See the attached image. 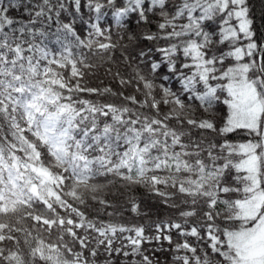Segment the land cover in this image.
I'll use <instances>...</instances> for the list:
<instances>
[{"label":"trees","instance_id":"obj_1","mask_svg":"<svg viewBox=\"0 0 264 264\" xmlns=\"http://www.w3.org/2000/svg\"><path fill=\"white\" fill-rule=\"evenodd\" d=\"M248 3L260 35L264 0ZM47 15L45 10V18L33 24L21 9L8 13L19 18V24L9 26L0 19V155L25 185L18 197L12 196L8 171L0 164V264H142L145 254L151 264H172L170 254L159 251L156 242L140 243L139 228L145 229L146 241L154 234V223L177 217L181 209L164 206L162 198L190 190L196 169L185 166L195 158L173 145L181 136L188 143L202 135L208 141L218 139L188 122L206 117L219 126L227 106L221 102L206 113L198 104L174 102L153 83L148 66H138L137 41L128 38L130 32L139 37L147 27L135 18L120 29L113 20L109 38L103 24H93L86 32L78 26H58L47 21ZM66 19L61 16L62 22ZM32 91H40L45 101L35 117L38 123L49 112L59 114L75 153L72 161L57 159L24 117L16 100ZM220 96L222 101L226 93ZM243 135L229 139L239 143ZM127 137L150 144L148 173L160 175L158 181L129 177L124 168L114 166ZM167 154H179V167L155 168L156 160ZM77 164H86L83 179L71 175ZM182 199L176 195L169 203L179 205ZM198 218L199 213L193 222ZM255 220L250 218L247 225ZM172 236L178 239L175 231ZM163 247L168 249L167 242ZM125 252L132 254L125 257ZM212 264L220 261L213 259Z\"/></svg>","mask_w":264,"mask_h":264},{"label":"snow or ice","instance_id":"obj_2","mask_svg":"<svg viewBox=\"0 0 264 264\" xmlns=\"http://www.w3.org/2000/svg\"><path fill=\"white\" fill-rule=\"evenodd\" d=\"M21 9L33 24L45 18V10L47 21L58 26H78L87 32L93 24H103L109 38L113 20L120 29L135 18L147 27L139 37L130 32L128 38L137 41L138 66H148L153 83H159L174 102L198 104L206 113L218 103L227 106L219 126L206 117L188 122L218 139L208 141L202 135L188 143L181 136L173 145L195 158L185 165L196 169L188 182L190 190L165 195L164 206L181 209L177 217L154 223V234L146 241L143 226L138 235L141 244L156 242L159 251H167L172 264H212L213 259L248 264L242 246L264 230V33L258 35L254 28L248 0H8L0 2V19L8 20L9 26L19 24L20 19L8 13ZM61 16L67 19L62 22ZM144 42L152 46L140 47ZM226 62L231 63L225 66ZM173 84L178 88L174 90ZM220 93H226L222 101ZM239 133L244 134L241 142L229 139ZM176 195L183 198L181 203H169ZM253 211L260 222L249 232L248 213ZM150 251L155 254L157 249ZM142 264H151V257L145 254ZM257 264H264V257Z\"/></svg>","mask_w":264,"mask_h":264},{"label":"rangeland","instance_id":"obj_3","mask_svg":"<svg viewBox=\"0 0 264 264\" xmlns=\"http://www.w3.org/2000/svg\"><path fill=\"white\" fill-rule=\"evenodd\" d=\"M16 102L21 105L24 117L32 126L34 132L47 142L51 152L57 157V159L62 162L72 161L75 153L70 149L69 143L66 142V128L59 123V114L49 112L42 117L39 123L35 120V117L38 116L39 109L45 108V101L41 92L32 91L30 95L19 98ZM125 142L127 144L121 152L118 167L124 168L125 174L129 177L141 179L148 178L153 182L158 181L161 178L160 175L148 173L150 157H148L147 153L150 144L139 141V138L137 137H127ZM0 164H2L8 171L12 196L18 197L24 191L25 185L20 182L12 168L5 162L1 155ZM164 165L178 168L180 160L176 154L163 155L156 160L154 167H162ZM86 174V164L79 166L77 164L74 170L71 169V175L74 178L83 179V176ZM23 179L24 182L29 181V179L25 177ZM46 190L51 192L48 186L46 187ZM243 207L247 208L248 206L243 205ZM255 209L258 211L259 203L255 205ZM256 211L248 213L250 218L256 217ZM259 222V220H255L251 226H248V231L251 232ZM242 247L244 251L243 259L246 260L248 264H257L258 259L262 258L264 254V230L258 231L252 235L245 241Z\"/></svg>","mask_w":264,"mask_h":264},{"label":"bare ground","instance_id":"obj_4","mask_svg":"<svg viewBox=\"0 0 264 264\" xmlns=\"http://www.w3.org/2000/svg\"><path fill=\"white\" fill-rule=\"evenodd\" d=\"M120 160V159H119ZM118 163L119 161L114 165L116 168H122V167H118Z\"/></svg>","mask_w":264,"mask_h":264}]
</instances>
